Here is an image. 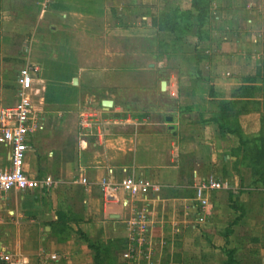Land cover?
Returning <instances> with one entry per match:
<instances>
[{
	"label": "crops",
	"instance_id": "obj_1",
	"mask_svg": "<svg viewBox=\"0 0 264 264\" xmlns=\"http://www.w3.org/2000/svg\"><path fill=\"white\" fill-rule=\"evenodd\" d=\"M196 3L206 10L203 23L193 0H0V105L15 103L20 68L36 64L41 128L28 139L24 171L56 181L0 191L4 250L26 264L43 248L58 255L57 264H94L82 233L116 246V264H224V249L234 251L233 264H264V187L252 184L251 165L242 164L238 135L212 120L222 101L230 110L222 122L232 118L244 135L264 132V0ZM171 8L192 13L174 46L161 19ZM45 61L68 65L61 74L78 79L68 82L75 96L45 103L55 71ZM77 110L74 120L69 114ZM86 110L102 120L100 134L80 132ZM4 165L8 148L0 145ZM108 169L114 180L126 170L158 185L150 196L149 255L140 262L122 257L131 209L122 205L124 192L114 199L102 193L98 182ZM81 176L88 184L75 182ZM209 176L225 187L209 193L197 222L194 186Z\"/></svg>",
	"mask_w": 264,
	"mask_h": 264
},
{
	"label": "built area",
	"instance_id": "obj_2",
	"mask_svg": "<svg viewBox=\"0 0 264 264\" xmlns=\"http://www.w3.org/2000/svg\"><path fill=\"white\" fill-rule=\"evenodd\" d=\"M39 68L29 62L20 68L17 75V100L11 105H0V145L8 148V165L0 166V191L11 189L20 191L36 188H52L56 181L50 176L30 177L24 171L28 139L41 128L38 103L40 88L37 83ZM41 99V100H40ZM103 122L99 116L86 110L79 114L78 126L83 135L101 133ZM125 175L120 180H114L112 169L100 178L99 187L107 199H114L117 193L124 192L127 198L122 205L130 207V214L125 220L128 236L127 249L122 257L128 261L140 262L148 257L149 225L151 216V194L157 190L156 183L147 176L135 175L124 170ZM75 182L88 184L86 177H78ZM225 187L222 180L213 176L200 179L194 186L197 222H203L210 205L209 193ZM38 258L45 264H57L56 253L39 252ZM49 262V263H47ZM0 264H26V261L4 250L0 244Z\"/></svg>",
	"mask_w": 264,
	"mask_h": 264
},
{
	"label": "trees",
	"instance_id": "obj_3",
	"mask_svg": "<svg viewBox=\"0 0 264 264\" xmlns=\"http://www.w3.org/2000/svg\"><path fill=\"white\" fill-rule=\"evenodd\" d=\"M193 7L198 11L197 12V19L199 23L202 20L203 23V17L206 14V10L201 8L197 3L196 0H193ZM192 17L191 12H183L180 11L179 8H171L169 10H165L161 14V19L163 23L165 24L174 34L173 39V46L177 42H182L184 40V31L187 30L188 25L183 23V20H187L188 18ZM200 25V24H199ZM161 49V41L160 46ZM50 64L53 69L55 70L53 73L52 79L47 82L46 90H45V103H58L62 102L64 99L68 100L69 95L74 94L76 92L75 87L68 85V82L71 81V76H63L61 72L68 69V65L62 64V63H56V62H46ZM198 80L200 82H205L202 77H199L198 74ZM206 87L209 94H212V86L209 85V82L207 81ZM58 109V108H57ZM228 104L225 102H219V113L218 117H213L212 120L218 124V127L220 131H223L224 128H227L228 130H232L235 132L240 140V147L244 148V155L242 156V164L247 165L250 164L252 168V184L256 185V182H259L262 187H264V132L263 129L257 134L254 135H244L241 132H239L238 127H232L230 125V121H232V118L230 120H225L226 122H222V118L229 117L226 114L229 112ZM224 112V113H223ZM233 113V112H232ZM251 144V145H250ZM248 145V146H247ZM230 206L233 209H238V206L232 201L231 195H230ZM236 220V219H235ZM234 220L233 223L236 221ZM229 231V227L226 228V232ZM79 237L85 241L88 245V247L93 251V263L94 264H116V252L117 249L116 246L113 248L111 247V244L107 245L102 244L101 242L90 240L87 236H85L82 233H79ZM224 252L227 256L224 264H233V253L234 251L232 249H224Z\"/></svg>",
	"mask_w": 264,
	"mask_h": 264
},
{
	"label": "rangeland",
	"instance_id": "obj_4",
	"mask_svg": "<svg viewBox=\"0 0 264 264\" xmlns=\"http://www.w3.org/2000/svg\"><path fill=\"white\" fill-rule=\"evenodd\" d=\"M47 61H45V64H46V66L47 67H49L50 66V64H48V63H46ZM76 95H78V92L76 93ZM72 96H75V93L74 94H72L71 95V97ZM69 97H70V95H69ZM69 97H68V99H69ZM85 106H87V105H85V104H82V105H80L79 106V109H80V111H81V108L83 109V107H85ZM77 115H78V110L77 111H73L71 114H69V116H71L74 120H77ZM257 194V196H259V194L258 193H256ZM260 195H262V194H260ZM254 197H255V194H254ZM253 205H255L254 203H253ZM256 206H254V212L256 211ZM40 252H43V253H47L48 251L46 250V249H41L40 250ZM39 260H38V257H36V261H35V264H38L39 262H38ZM39 264H45V263H39Z\"/></svg>",
	"mask_w": 264,
	"mask_h": 264
},
{
	"label": "water",
	"instance_id": "obj_5",
	"mask_svg": "<svg viewBox=\"0 0 264 264\" xmlns=\"http://www.w3.org/2000/svg\"><path fill=\"white\" fill-rule=\"evenodd\" d=\"M77 82H78V79L76 77H73L72 80H71V84L73 86L77 85ZM164 85H165V81H161V87L162 89L164 88ZM102 105L105 107V108H108L109 106L112 105V101L109 100V99H105V100H102ZM168 120H171V117H167Z\"/></svg>",
	"mask_w": 264,
	"mask_h": 264
}]
</instances>
